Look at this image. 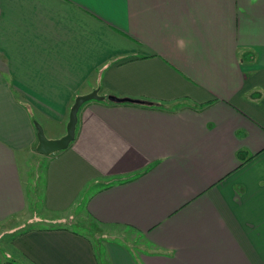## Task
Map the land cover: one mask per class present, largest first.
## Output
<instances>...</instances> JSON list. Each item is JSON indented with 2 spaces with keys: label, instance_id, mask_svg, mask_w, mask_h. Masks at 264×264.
Instances as JSON below:
<instances>
[{
  "label": "crops",
  "instance_id": "crops-1",
  "mask_svg": "<svg viewBox=\"0 0 264 264\" xmlns=\"http://www.w3.org/2000/svg\"><path fill=\"white\" fill-rule=\"evenodd\" d=\"M94 90L139 103L81 106L38 215L34 124ZM0 225V264H264V0H0Z\"/></svg>",
  "mask_w": 264,
  "mask_h": 264
},
{
  "label": "rangeland",
  "instance_id": "rangeland-1",
  "mask_svg": "<svg viewBox=\"0 0 264 264\" xmlns=\"http://www.w3.org/2000/svg\"><path fill=\"white\" fill-rule=\"evenodd\" d=\"M45 135V134H44ZM47 138V137H46ZM33 158L30 160V163H28V166L30 168L32 177L36 176V178H34L33 181L36 182V186H37V191L34 193L35 199L37 200H33L32 199V203H33V207L31 208V211H38V215L39 211H41V209L43 210V194L42 189H43V184H44V169H45V165H46V158L45 156H40V155H34L32 156ZM20 223V222H19ZM35 223H32V225H34ZM58 223L54 224L51 222H39L36 223V226L34 225V227H42V226H53V225H57ZM67 226L73 228L76 231L79 232H93L96 233L97 236L99 237V235L101 236H105V238H101L100 237V241H105V240H110L113 239L114 242H118V241H123V239H118L119 236L122 233L121 229H114V228H109V227H103V226H99L96 224L91 223V221L87 220L86 217L84 218V216H82L81 218H79V220L76 223H65ZM60 225V224H59ZM10 226H13L10 224ZM9 225H0V257L2 258H6L4 256H6V249L9 246L10 241L13 238V235L8 234V228ZM96 231V232H95ZM100 233V234H99ZM112 234H114V238H111ZM89 235V234H88ZM90 236V235H89ZM124 237H127L126 234L124 233ZM92 239V238H91ZM94 240V239H93ZM125 241V239H124Z\"/></svg>",
  "mask_w": 264,
  "mask_h": 264
},
{
  "label": "water",
  "instance_id": "water-1",
  "mask_svg": "<svg viewBox=\"0 0 264 264\" xmlns=\"http://www.w3.org/2000/svg\"><path fill=\"white\" fill-rule=\"evenodd\" d=\"M107 100L123 103V102H138V101H130L128 99H119L113 96L105 97ZM102 96L98 95L96 90L92 91L87 95L77 96L74 100L73 105L70 108L69 119L66 126V133L63 137L55 140L47 139L43 133L42 128L35 123L36 135H37V145L35 147V152L42 156H51L53 154L59 153L61 151L66 150L69 145L73 142L75 138V129L77 125V114L79 109L83 104L91 100H104ZM139 103V102H138Z\"/></svg>",
  "mask_w": 264,
  "mask_h": 264
}]
</instances>
